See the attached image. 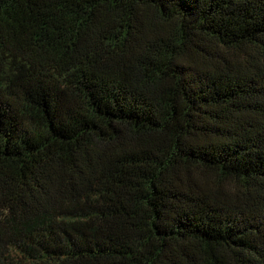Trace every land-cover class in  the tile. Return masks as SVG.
Returning <instances> with one entry per match:
<instances>
[{
  "label": "trees",
  "instance_id": "obj_1",
  "mask_svg": "<svg viewBox=\"0 0 264 264\" xmlns=\"http://www.w3.org/2000/svg\"><path fill=\"white\" fill-rule=\"evenodd\" d=\"M0 264H264V0H0Z\"/></svg>",
  "mask_w": 264,
  "mask_h": 264
}]
</instances>
